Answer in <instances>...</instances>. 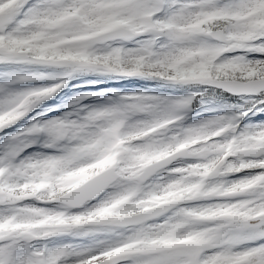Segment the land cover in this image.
<instances>
[{"label":"snow or ice","instance_id":"snow-or-ice-1","mask_svg":"<svg viewBox=\"0 0 264 264\" xmlns=\"http://www.w3.org/2000/svg\"><path fill=\"white\" fill-rule=\"evenodd\" d=\"M0 264H264V0H0Z\"/></svg>","mask_w":264,"mask_h":264}]
</instances>
